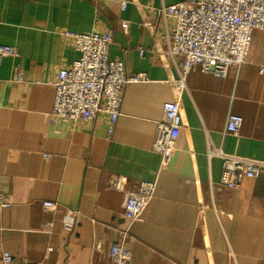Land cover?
<instances>
[{
	"label": "crops",
	"instance_id": "obj_1",
	"mask_svg": "<svg viewBox=\"0 0 264 264\" xmlns=\"http://www.w3.org/2000/svg\"><path fill=\"white\" fill-rule=\"evenodd\" d=\"M118 1L0 0V46L19 54L0 59V191L10 199L0 210V254L42 264H108V246L127 225L123 192L105 185L120 174L128 189L155 183L129 228L130 264H264V169L231 189L220 183V158L207 157L208 147H217L264 162V27L253 32L247 61L224 78L199 70L186 76L182 126L171 161L159 170L151 150L155 122L163 102L175 98L178 72L163 43L173 22L154 10L183 0H127L124 10ZM108 30V58L123 59L128 72H143L147 81L125 86L110 137L104 114L51 125V82L80 56L61 32ZM228 113L243 118L237 134L225 132ZM46 200L57 208L43 207ZM73 210L74 227L65 221Z\"/></svg>",
	"mask_w": 264,
	"mask_h": 264
},
{
	"label": "built area",
	"instance_id": "obj_2",
	"mask_svg": "<svg viewBox=\"0 0 264 264\" xmlns=\"http://www.w3.org/2000/svg\"><path fill=\"white\" fill-rule=\"evenodd\" d=\"M124 10L127 0H119ZM156 15L166 24L163 43L167 54L176 66L178 78L173 79L175 98L162 104V115L155 122L151 150L159 154V170L165 169L171 161L179 131L182 126L180 93L185 86L186 76L199 70L218 77H225L231 69H237L248 59L252 34L264 27V0H183L156 8ZM126 31L128 24L120 22ZM155 27H152L153 34ZM63 39H72L79 51V58L59 69L51 82L54 97L48 120L51 125L57 121H94L98 115L107 118L106 135L112 136L121 115V103L127 84L147 81L145 73H131L126 70L123 59L108 58V47L112 42L113 31L75 33L61 32ZM141 54L144 52L140 50ZM15 47L0 46V59L18 56ZM263 69H260L262 72ZM17 81L23 73L20 69ZM243 118L228 113L225 132L237 134ZM46 154H44L45 156ZM216 156L221 160L220 183L231 189H238L245 178H256L264 169V162L226 154L221 149L208 147L207 157ZM108 188L123 192L122 215L125 229L117 241L107 249L108 264H130L131 253L126 244L129 228L139 220L142 212L154 196V181H140L130 189L127 180L120 174H111L105 184ZM9 197L0 191V210L8 208ZM43 207L55 210L56 204L43 201ZM78 210L65 216L70 226L77 223ZM48 226L51 223L47 224ZM99 248V244L96 245ZM0 264H42L39 261L14 260L11 253L3 250Z\"/></svg>",
	"mask_w": 264,
	"mask_h": 264
}]
</instances>
